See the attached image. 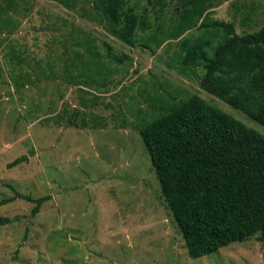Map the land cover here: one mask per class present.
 <instances>
[{
    "label": "rangeland",
    "instance_id": "374dc122",
    "mask_svg": "<svg viewBox=\"0 0 264 264\" xmlns=\"http://www.w3.org/2000/svg\"><path fill=\"white\" fill-rule=\"evenodd\" d=\"M13 1L7 15L15 24L0 32V201L13 200L0 205V217L18 220L0 227V264H264L256 235L189 258L138 133L191 95L263 136L264 127L203 91L201 69L179 72L178 40L146 49L140 45L147 34L139 33V45L130 47L81 0L71 8L54 0ZM211 3L209 18L232 23L239 35L264 27V0ZM129 5L140 12L146 3ZM172 17L169 9L157 23L168 26ZM9 48L14 61L6 58ZM13 65L23 75L21 88L10 77ZM15 192L50 199L33 217L34 205Z\"/></svg>",
    "mask_w": 264,
    "mask_h": 264
},
{
    "label": "trees",
    "instance_id": "16d2710c",
    "mask_svg": "<svg viewBox=\"0 0 264 264\" xmlns=\"http://www.w3.org/2000/svg\"><path fill=\"white\" fill-rule=\"evenodd\" d=\"M71 8L78 0H54ZM140 11L129 0H81L94 20L106 23L107 31L123 44L139 45L138 34H147L143 48H160L178 40L177 65L181 74L202 70L200 88L241 111L264 127V27L239 35L234 25L209 18L211 0H143ZM14 1L0 2V32L14 25L7 12ZM171 9L170 25L157 22ZM202 30L193 40L182 38L194 28ZM212 40L218 44L210 50ZM88 54L102 70L97 48L86 41ZM104 47L109 52L108 45ZM95 49V50H94ZM94 50V52H93ZM17 53L9 48L6 58ZM113 58L123 63L121 57ZM126 59V57H123ZM10 77L21 88L23 75ZM14 74V75H13ZM88 84V83H86ZM68 124L75 126L72 118ZM150 157L162 198L183 238L189 258L197 259L252 236L264 246V136L208 104L197 95L172 104L167 111L138 129ZM27 158H16L13 167ZM39 213L49 195H20ZM13 200L0 201L4 205ZM18 217H0V227Z\"/></svg>",
    "mask_w": 264,
    "mask_h": 264
}]
</instances>
